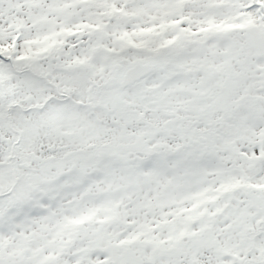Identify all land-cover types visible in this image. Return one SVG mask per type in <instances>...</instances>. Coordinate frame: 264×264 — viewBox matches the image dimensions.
Returning <instances> with one entry per match:
<instances>
[{"label":"snow or ice","instance_id":"snow-or-ice-1","mask_svg":"<svg viewBox=\"0 0 264 264\" xmlns=\"http://www.w3.org/2000/svg\"><path fill=\"white\" fill-rule=\"evenodd\" d=\"M0 264H264V0H0Z\"/></svg>","mask_w":264,"mask_h":264}]
</instances>
